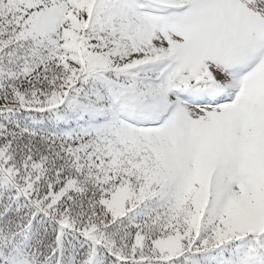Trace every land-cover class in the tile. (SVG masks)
<instances>
[{
    "label": "snow or ice",
    "instance_id": "1",
    "mask_svg": "<svg viewBox=\"0 0 264 264\" xmlns=\"http://www.w3.org/2000/svg\"><path fill=\"white\" fill-rule=\"evenodd\" d=\"M0 264H264V0H0Z\"/></svg>",
    "mask_w": 264,
    "mask_h": 264
}]
</instances>
